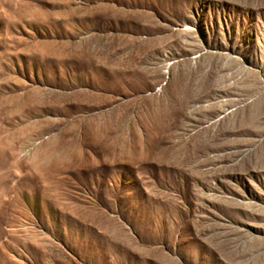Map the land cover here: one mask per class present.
<instances>
[{"label":"rangeland","instance_id":"1","mask_svg":"<svg viewBox=\"0 0 264 264\" xmlns=\"http://www.w3.org/2000/svg\"><path fill=\"white\" fill-rule=\"evenodd\" d=\"M0 264H264V0H0Z\"/></svg>","mask_w":264,"mask_h":264},{"label":"bare ground","instance_id":"2","mask_svg":"<svg viewBox=\"0 0 264 264\" xmlns=\"http://www.w3.org/2000/svg\"><path fill=\"white\" fill-rule=\"evenodd\" d=\"M195 98V97H194Z\"/></svg>","mask_w":264,"mask_h":264}]
</instances>
